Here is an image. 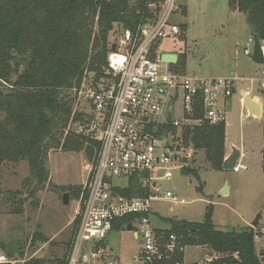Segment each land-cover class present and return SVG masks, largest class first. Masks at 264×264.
<instances>
[{
  "label": "rangeland",
  "instance_id": "rangeland-1",
  "mask_svg": "<svg viewBox=\"0 0 264 264\" xmlns=\"http://www.w3.org/2000/svg\"><path fill=\"white\" fill-rule=\"evenodd\" d=\"M22 3H25V0H0V17H9L15 6ZM182 4L186 6L187 13L184 14L182 6L173 15V21L179 24L180 28L181 24L185 25L181 28L180 35L167 38L159 45V52H172L178 58L164 59L165 61L176 62L181 52H185V71L189 74L201 77L264 78V64H257L252 59L253 35L244 13L232 11L228 0H182ZM44 11L43 7L29 5L25 42H22L21 49L17 52L18 60L10 61L13 68L19 65L20 72L25 69L23 61L28 57L26 50L33 47L36 40L34 25L31 22L34 15L40 14L38 18L42 19L44 16L41 14H44ZM93 30L96 32L97 26ZM120 34L121 29L114 28L110 32V42L116 41ZM183 35L185 38H182ZM262 44L264 47V41ZM246 48L251 55L245 54ZM2 52L6 54L4 49ZM9 77L10 81L0 77L2 100H6L16 90L15 82L19 76L12 71ZM255 86L248 80H237L233 95L227 98L224 104L228 155L234 144L242 154L237 162L247 165L248 169L239 172L215 170L205 161L204 150H195L193 157L186 161L184 167L196 168L200 180L193 174L185 173L184 167L176 169L174 176L164 181L162 186L164 191L177 193L187 203L178 204L170 199L155 202L154 209L160 218L202 221L207 207L212 204V219L219 229L241 230L250 225L260 211H264V160L261 152L263 121L248 112L240 93L242 89L252 88L251 96L258 99L259 93ZM61 89V95L76 98L73 101V110L82 112L85 119L70 122L67 126L58 123L52 128L49 136L42 140L46 150L45 164L50 175L44 186H37L36 180L30 178L32 169L28 157H21L17 162L6 160L0 167V187L4 193L0 198V254L7 255L1 244L20 240L25 244L26 258L53 259L55 255L61 256L66 251L65 242L70 238L73 241L77 218L79 220L78 202L82 197L83 183L88 173L85 166L93 161L87 157L84 148H69L75 140H80V135L84 133L83 124L89 116L88 105L79 100L74 90ZM177 109L178 105L176 113ZM64 143L69 147H63ZM226 182L229 190L223 195L222 189ZM200 183L203 184L202 190L198 189ZM10 191L20 192L18 198L23 200L21 213L12 212V201L6 195V192ZM66 192L70 193L68 205L62 202ZM263 217L264 212L259 226L263 225ZM155 221V225L161 222L158 219ZM257 231V250L264 252V231ZM35 232H41L46 240L33 241ZM109 244L120 259L126 262L137 254L142 243L135 237L134 231L124 228L110 235ZM209 254H212V251L208 247L188 245L185 258L203 260L205 255ZM9 260L11 264L23 262L18 255Z\"/></svg>",
  "mask_w": 264,
  "mask_h": 264
},
{
  "label": "built area",
  "instance_id": "built-area-1",
  "mask_svg": "<svg viewBox=\"0 0 264 264\" xmlns=\"http://www.w3.org/2000/svg\"><path fill=\"white\" fill-rule=\"evenodd\" d=\"M181 1H149L148 8L157 9L155 17L134 30L121 29L117 40L111 42L108 77L73 89L88 105L83 132L99 141L100 147L95 161L85 166L88 173L67 264H212L217 259L212 253L203 260H187L184 235L169 232L170 224L163 222L154 209V203L164 199L187 203L177 193L164 191L162 183L170 180L176 169H182L195 151L192 146L179 144L172 130H160L168 124L180 128L184 123L200 124L203 120L226 121L224 104L233 95L237 80H248L259 93L258 99L252 97L262 106L264 160V78L201 77L176 69L177 62L163 60V54L172 52H159V45L181 33L180 25L173 21V15L186 7ZM245 54L251 55L248 48ZM244 90L251 95L252 88ZM200 104L204 115L196 118ZM171 106L173 121L169 122ZM172 153L177 154L176 159ZM246 169L247 165L237 162L233 171ZM135 175L141 178L147 196L128 197L116 190L125 189ZM126 217L133 219L127 225L119 224ZM155 219L161 221L159 225H155ZM124 228L134 231L142 243L126 262L109 244L110 235ZM178 254H183V259H177ZM7 262L9 258L0 254V263Z\"/></svg>",
  "mask_w": 264,
  "mask_h": 264
},
{
  "label": "trees",
  "instance_id": "trees-1",
  "mask_svg": "<svg viewBox=\"0 0 264 264\" xmlns=\"http://www.w3.org/2000/svg\"><path fill=\"white\" fill-rule=\"evenodd\" d=\"M149 1L161 3L164 0H25V3L15 6L9 17H0V77L10 81L12 71L19 76L15 92L6 100L0 99V167L6 160L17 162L21 157H28L32 169L30 178L36 180L37 186H44L50 175L42 140L58 123L67 126L70 122L85 119L82 112L73 110L76 98L61 95V88L73 90L108 77V54L112 47L110 32L116 27L134 30L140 23L154 18L157 9L148 8ZM33 4L36 8L43 7L45 13L41 14L44 16L42 19L38 18L40 14L34 15L31 22L36 40L34 46L26 50L25 69L20 72L19 65L13 68L10 61L18 60L17 52L26 39L27 12L29 5ZM228 4L232 11L246 15L252 33L264 41V0H228ZM183 12L187 13L186 7ZM96 26L95 32L93 29ZM184 26L181 24V28ZM181 53L175 68L185 71L186 55ZM203 115L200 104L194 117L202 118ZM165 130H172L176 141L183 147L192 146L196 152L204 150L205 161L211 168L223 170L222 165L228 155L225 120L184 123L180 128L168 124L160 132ZM79 138L81 141L75 140L70 147L64 143L63 147L84 148L87 157L94 162L100 142L84 133ZM183 169L200 180L196 168ZM198 189H203L202 183ZM116 190L128 197L149 194L142 188L138 175L130 177L125 189L117 187ZM3 194L0 187V198ZM6 195L12 201V212L21 213L23 200L18 198L20 192L10 191ZM31 196H34L33 192ZM212 215L213 205L210 204L202 221L161 219L170 224L169 232L184 235L185 244L210 248L217 255L212 264H264V252H259L256 246L257 230L264 231V222L258 227L249 225L241 230H223L213 222ZM132 219L122 218L119 224L127 225ZM34 240H46V237L41 232H35ZM71 241L70 238L65 242L66 251L53 259L26 258L25 244L20 240L1 245L9 259L20 256L21 264H67ZM177 259H183V254H178Z\"/></svg>",
  "mask_w": 264,
  "mask_h": 264
},
{
  "label": "water",
  "instance_id": "water-1",
  "mask_svg": "<svg viewBox=\"0 0 264 264\" xmlns=\"http://www.w3.org/2000/svg\"><path fill=\"white\" fill-rule=\"evenodd\" d=\"M252 35H253V41H254V50L252 53V59L257 64H264V47H263L262 41L256 33H252ZM115 47H116V44L113 45V48ZM168 56H175L176 57L175 59L178 58L176 54L166 53V54H163L162 56L163 60L167 59ZM168 62L173 63V61H168ZM240 93L243 98L244 107L247 108L250 114L256 115L257 118H261L262 116L261 104L257 100H255L250 94H248L245 90H242ZM172 108L173 106L169 108V119H168L169 122L173 121ZM163 138L166 142V145L169 146L170 142L167 136L165 135ZM172 155L174 156L175 159L177 158L176 153H172ZM240 156H241V150L236 147H233L232 152L225 158L223 162V165H222L223 170H233ZM228 190H229V186H228V182H226L224 188L222 189V194L223 195L227 194ZM62 202L64 205H68L70 203V193L69 192H66L63 194ZM263 212L264 211L262 210L257 214L255 220L251 223L252 227L259 226L260 219H261Z\"/></svg>",
  "mask_w": 264,
  "mask_h": 264
},
{
  "label": "crops",
  "instance_id": "crops-1",
  "mask_svg": "<svg viewBox=\"0 0 264 264\" xmlns=\"http://www.w3.org/2000/svg\"><path fill=\"white\" fill-rule=\"evenodd\" d=\"M242 90H244V89H242ZM242 90H241V91H242ZM241 91H240V92H241ZM226 101H227V100H226ZM226 101H225V104H226ZM242 102H243V100H242ZM248 112H249V111H248ZM249 113H250V112H249ZM251 115H252V114H251ZM252 116H253V115H252ZM232 145H233V146H232V149H233V147H235V146H234V144H232ZM227 148H228V147H227ZM232 149H231V152H232ZM241 156H242V154H241ZM247 226H249V225H247ZM250 226H251V224H250Z\"/></svg>",
  "mask_w": 264,
  "mask_h": 264
},
{
  "label": "bare ground",
  "instance_id": "bare-ground-1",
  "mask_svg": "<svg viewBox=\"0 0 264 264\" xmlns=\"http://www.w3.org/2000/svg\"><path fill=\"white\" fill-rule=\"evenodd\" d=\"M176 57L175 56H168L167 59L174 60Z\"/></svg>",
  "mask_w": 264,
  "mask_h": 264
}]
</instances>
